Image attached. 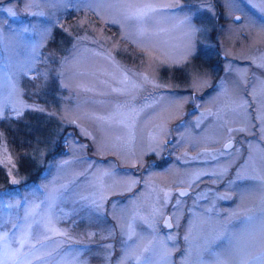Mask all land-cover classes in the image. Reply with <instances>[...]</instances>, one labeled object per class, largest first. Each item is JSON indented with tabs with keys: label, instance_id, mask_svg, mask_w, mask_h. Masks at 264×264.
Listing matches in <instances>:
<instances>
[{
	"label": "rangeland",
	"instance_id": "rangeland-1",
	"mask_svg": "<svg viewBox=\"0 0 264 264\" xmlns=\"http://www.w3.org/2000/svg\"><path fill=\"white\" fill-rule=\"evenodd\" d=\"M261 253L264 0H0L5 264Z\"/></svg>",
	"mask_w": 264,
	"mask_h": 264
},
{
	"label": "snow or ice",
	"instance_id": "snow-or-ice-1",
	"mask_svg": "<svg viewBox=\"0 0 264 264\" xmlns=\"http://www.w3.org/2000/svg\"><path fill=\"white\" fill-rule=\"evenodd\" d=\"M149 10H152V9H149ZM10 14L14 15V13H11V12H10ZM132 15H133V18L140 19L143 16L147 15V11L141 9V10H138L137 12L133 13ZM237 19H239V17H237ZM222 238L223 237H217L216 241H218ZM3 239L5 241L7 240V234H5ZM216 241H209L208 242L209 247L206 248L205 251H209V249L211 248V245L213 243H215ZM6 248H7V245H6ZM210 254H211V252H210ZM13 255H14V253H13ZM0 264H5V260L0 259ZM215 264H224V261L218 257L215 261ZM245 264H264V253H261L260 255L253 256L251 258V261L245 262Z\"/></svg>",
	"mask_w": 264,
	"mask_h": 264
},
{
	"label": "flooded vegetation",
	"instance_id": "flooded-vegetation-1",
	"mask_svg": "<svg viewBox=\"0 0 264 264\" xmlns=\"http://www.w3.org/2000/svg\"><path fill=\"white\" fill-rule=\"evenodd\" d=\"M201 55H202V57L203 56H205L204 54H202V53H200ZM224 58H226V55H224V54H222V53H219V59H218V61L219 60H221V59H224ZM233 59V58H232ZM235 59V58H234ZM234 61H238V60H234ZM216 64H215V66L216 65H218L219 64V62H215ZM221 63V62H220ZM221 68L223 67V66H220ZM223 69V68H222ZM257 70L259 71V68H257ZM218 72H222L220 69H219V71ZM213 89H208L207 91H205V92H202V94L203 95H207V94H209L211 91H212ZM248 105H249V108L251 107L250 105H251V102L250 101H248ZM252 119H254V118H252ZM229 141H231V140H228L227 142H229ZM227 142H225V143H227ZM224 143V144H225ZM233 143V142H232ZM223 144V145H224ZM223 145H222V148H223ZM223 150V149H222ZM223 151H227V150H223ZM178 188V187H177ZM176 188V189H177ZM176 189L174 190V192L176 193V196L178 197V198H184V197H186L189 193H190V191L187 193V195H185V196H183V197H179V195H178V193H177V191H176Z\"/></svg>",
	"mask_w": 264,
	"mask_h": 264
},
{
	"label": "water",
	"instance_id": "water-1",
	"mask_svg": "<svg viewBox=\"0 0 264 264\" xmlns=\"http://www.w3.org/2000/svg\"><path fill=\"white\" fill-rule=\"evenodd\" d=\"M234 20H237V17L234 18ZM231 146V143H226L224 146H223V149L227 150L229 149ZM177 193L179 194V196H184L186 193H187V189L186 188H181V189H176ZM166 220L163 221V224H166ZM169 226V224L167 225Z\"/></svg>",
	"mask_w": 264,
	"mask_h": 264
},
{
	"label": "trees",
	"instance_id": "trees-1",
	"mask_svg": "<svg viewBox=\"0 0 264 264\" xmlns=\"http://www.w3.org/2000/svg\"><path fill=\"white\" fill-rule=\"evenodd\" d=\"M54 154H55V153H54ZM54 154H53V155H54ZM25 159H26V157L23 158V161L26 163ZM25 166H27V168H28L27 170H28V171H31L30 173L35 172V169L32 168V166L30 165V163H26ZM37 171H38V175H39V174H40V169H37ZM3 175H4V174H3ZM3 177H4V176H3ZM4 181H5V177H4ZM4 181H3V182H4ZM24 183H25L24 185H27V184H29V183H35V180H31V181H30V180L26 179V180L24 181Z\"/></svg>",
	"mask_w": 264,
	"mask_h": 264
}]
</instances>
